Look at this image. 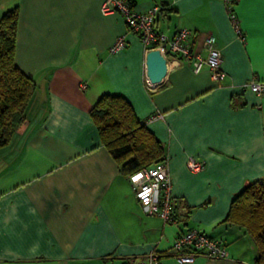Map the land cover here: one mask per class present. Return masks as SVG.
<instances>
[{"label": "crops", "instance_id": "1", "mask_svg": "<svg viewBox=\"0 0 264 264\" xmlns=\"http://www.w3.org/2000/svg\"><path fill=\"white\" fill-rule=\"evenodd\" d=\"M105 0H0V18L19 6L16 63L38 84L27 121L0 148V264H254L256 249L236 227L219 225L235 195L264 178V98L244 84L264 80V0H131L140 12L159 5L157 28L221 50L227 78L169 58L163 82L146 74V48ZM120 36L127 46L110 48ZM82 85H86L82 88ZM104 94L125 97L164 143L172 178L174 222L146 213L127 175L103 146L90 111ZM203 163L192 172L187 161ZM199 228L228 250L179 263L178 236Z\"/></svg>", "mask_w": 264, "mask_h": 264}, {"label": "trees", "instance_id": "2", "mask_svg": "<svg viewBox=\"0 0 264 264\" xmlns=\"http://www.w3.org/2000/svg\"><path fill=\"white\" fill-rule=\"evenodd\" d=\"M19 16V6H14L0 18V148L7 146L26 123V111L38 87L36 80L16 63ZM90 116L103 146L128 177L168 160L164 143L137 117L122 95H102ZM219 225L242 230L256 249L254 264H264V178L249 182L235 195L227 216Z\"/></svg>", "mask_w": 264, "mask_h": 264}, {"label": "built area", "instance_id": "3", "mask_svg": "<svg viewBox=\"0 0 264 264\" xmlns=\"http://www.w3.org/2000/svg\"><path fill=\"white\" fill-rule=\"evenodd\" d=\"M222 1L225 4L232 25L238 31V34L243 37L239 19L235 14V8L239 0ZM102 11L103 13H120L129 30L139 35L146 52L159 50L167 59L168 68L169 58L175 59L174 62L185 59L191 62L194 72H200L207 67L216 83L220 84L226 80L227 74L222 68V52L212 43V40L208 39L206 41L208 54L202 57L193 53L188 46V42L193 36L192 31L189 29H181L174 37L170 38L157 28V18L161 12L159 5L151 6L147 11L140 12L130 0H105ZM126 46L125 36H120L110 48V52L118 53ZM85 87L86 85H82V88ZM244 88L250 89L257 96L264 98V80L252 79L244 84ZM167 161L140 169L128 178L138 202L146 213L157 214L165 222H174L172 210L173 184ZM187 166L190 171L198 172L202 170L203 163L190 157ZM173 249L175 251L174 257L179 263H193L198 255L217 259L228 257V250L223 242L207 235L199 228H191L178 236L174 241ZM139 264H160V258L155 252H151Z\"/></svg>", "mask_w": 264, "mask_h": 264}, {"label": "water", "instance_id": "4", "mask_svg": "<svg viewBox=\"0 0 264 264\" xmlns=\"http://www.w3.org/2000/svg\"><path fill=\"white\" fill-rule=\"evenodd\" d=\"M167 59L159 50H151L146 56V74L153 85L160 84L168 73Z\"/></svg>", "mask_w": 264, "mask_h": 264}]
</instances>
